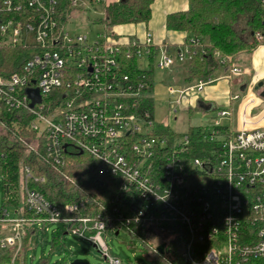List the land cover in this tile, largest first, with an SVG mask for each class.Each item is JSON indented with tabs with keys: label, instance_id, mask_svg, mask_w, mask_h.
<instances>
[{
	"label": "built area",
	"instance_id": "built-area-1",
	"mask_svg": "<svg viewBox=\"0 0 264 264\" xmlns=\"http://www.w3.org/2000/svg\"><path fill=\"white\" fill-rule=\"evenodd\" d=\"M71 7H78V0ZM64 28L58 25L56 0H0V48L20 46L29 51L18 72L0 75V136L12 139L8 128L19 135L32 133V138H17L33 153L43 149L59 167L67 152L89 154L97 173L116 183L113 206L100 204L86 215L79 210L93 209L90 198L53 206L29 188V182L44 179L21 165L24 206L37 217L0 222V248H14L16 255L25 228L47 223L63 224L66 235L93 244L105 264L121 262L108 256L102 234L120 231L155 252L164 245L163 253H156L166 264L264 260V110L250 115L261 105L259 99L254 97L240 115L252 87L242 85L246 94H231L227 108L218 110L228 126L213 119L202 127L208 132L202 141L213 147L202 158L192 157L187 136L170 139L155 134V108L152 113L141 109L144 84L123 75L118 62L124 45L132 47L138 62L147 60L149 49L157 47L156 68L166 71L175 62L166 46H155L150 34L130 42L109 34L89 44L84 36L69 35ZM254 36L262 40L258 33ZM186 53L180 52L177 60ZM221 64L228 66L224 77L228 82L244 74L235 57H225ZM216 81L165 85L167 117L189 108L191 98L197 100L196 94ZM28 90L39 100L29 98ZM235 102L236 110L230 106Z\"/></svg>",
	"mask_w": 264,
	"mask_h": 264
},
{
	"label": "trees",
	"instance_id": "trees-1",
	"mask_svg": "<svg viewBox=\"0 0 264 264\" xmlns=\"http://www.w3.org/2000/svg\"><path fill=\"white\" fill-rule=\"evenodd\" d=\"M72 1L74 0H56L59 27L65 25L75 9L71 7ZM153 1L118 0L111 5H103V18L96 23L103 25L108 31L120 25L146 26L151 17L150 7ZM90 2L93 3L92 0ZM165 28L168 31L185 34V42L181 47L166 45V51L175 59L174 65L165 71L166 85L171 84L175 72L181 73L180 85L184 87L195 84L198 80H216L228 73V66L221 64L225 57H235L242 52L250 54L259 45H264V0H187V8L184 11L167 15ZM257 33L261 35L262 40L255 38L254 35ZM242 34L248 36L242 38ZM132 40L134 39L129 38V42ZM185 50L187 51L185 58L181 61L177 60L179 53ZM132 54L133 49L130 45L120 48L118 62L121 72L132 82L144 84L141 109L152 113L155 108L153 93L159 51L157 47L149 49L147 67L144 69H140L138 60ZM28 57V49L20 46L1 47L0 75L6 76L18 72ZM244 95L245 93L241 92V96ZM193 110L196 109H187L190 114ZM154 128L156 135L170 139L187 136L192 157L202 158L213 147L210 143L202 141V138L208 135L202 127H188L184 134L175 133L160 123H155ZM8 135L12 139L0 136L2 201L0 222L7 218L18 217L29 220L37 217L27 212L24 206L21 165L29 167L34 175L44 179L39 183L29 182V188L42 194L53 206L77 204L84 198H90L94 203L93 209L79 210L81 215H86V212L95 213L100 204L109 208L113 206L116 183L109 176L97 173L89 154L78 155L67 152L62 157L63 167H59L47 158L43 149L38 147L39 149L37 148L33 153L17 138L19 136L32 138L34 136L32 133L22 132L19 135L8 128ZM46 225L49 224L43 223L42 227ZM65 228L63 224H56V228L51 233L50 253L47 257L42 256L38 264H50V254L64 249ZM25 231L21 250L16 255L14 248H0V264H25L28 242L36 230L34 227H28ZM41 232L44 233L43 230ZM141 246L143 253L153 264H166L160 261V257L152 247L146 244ZM65 261L66 259L63 258L61 262L55 264H65ZM258 264H264V260H260Z\"/></svg>",
	"mask_w": 264,
	"mask_h": 264
},
{
	"label": "rangeland",
	"instance_id": "rangeland-1",
	"mask_svg": "<svg viewBox=\"0 0 264 264\" xmlns=\"http://www.w3.org/2000/svg\"><path fill=\"white\" fill-rule=\"evenodd\" d=\"M90 1L91 0H78V7L73 10L64 25V30L69 35L84 36L86 38V42L89 44L102 41L103 37L111 32L104 29L103 25L96 23V21L103 18L102 4H94ZM137 35L141 36V40H144V32L142 28H138ZM239 59L240 56H237L235 61L240 66V62H238ZM138 64L140 69H144L147 67V60L142 58L139 60ZM180 74L181 73L179 72H175L171 78V83H177L180 85ZM165 75V71L156 68L153 97L155 101L154 120L157 123H162L178 134H184L188 127H206L213 119L218 120L221 126H228V120L226 118H220L217 115L218 110L225 109L224 106H221L222 104H220L219 101L213 102L215 110H211L209 112L193 110L190 114L184 107H182L177 110L175 116L173 115L167 117L168 108L166 105L164 88L166 85V82L164 81ZM226 76L227 74L225 76L218 77L216 80L219 81V79ZM239 79L240 80L236 81L233 80L235 81L234 83L243 82L242 80H244L242 76H240ZM217 81L211 83L210 85L214 86ZM232 91L233 95L239 92L236 89V85L235 89L232 88ZM196 95L200 98L201 95L203 96V92ZM254 95L255 96L249 94V96L244 100V103L240 107L241 116L245 114L246 105L255 100L254 97L259 99L261 105L256 110H252L250 115H256L264 110V101L258 97L256 92H254ZM236 105L237 104L235 102L233 105L234 110H236ZM174 117L176 120H174ZM235 120L236 115H233L232 128L235 127ZM23 146L27 148L26 145L23 144ZM1 206L2 201L0 191V207ZM34 228L36 231L29 239L25 264H38L42 256H48L50 253L51 233L56 228V224H49L43 227L38 224L35 225ZM1 230L2 224H0V232ZM41 230H43L44 233H42ZM114 234L111 235L108 232H104L102 234V239L107 247V254L109 257L118 259L121 264H153L150 258L143 253L141 246L142 242L140 240L130 238L125 231H120L116 236ZM49 258L50 264L61 262L63 258L66 259L65 264H70L75 260H87L89 264H105V260L103 259L101 253L93 246V244L73 235H65L64 249H62L61 252L57 250L52 252Z\"/></svg>",
	"mask_w": 264,
	"mask_h": 264
},
{
	"label": "crops",
	"instance_id": "crops-1",
	"mask_svg": "<svg viewBox=\"0 0 264 264\" xmlns=\"http://www.w3.org/2000/svg\"><path fill=\"white\" fill-rule=\"evenodd\" d=\"M118 0H102V6L111 5ZM187 8V0H154L151 7V17L148 25L137 24V25H120L113 27L110 31V34L120 41H123L127 38H136L140 41L141 36L137 35L138 28H142L144 32V38L146 34H150L152 37V42L155 46L160 45H169V46H177L181 47L185 42V34L182 32H173L168 31L165 28V20L167 15L184 11ZM248 35L242 34V38H246ZM240 56L238 62H240V66L244 70V74L242 75L243 82L234 83L228 82L226 79L222 78L217 81V83L212 86H206L203 90V96L195 100L191 98L190 106L191 109L205 111L204 107H211V109H215L213 105L214 101H219L221 106L227 108L228 97L233 94L232 88L239 91L241 93L242 85H249L252 88L249 93L252 96L254 95L253 87L258 83L264 81V45H259L256 47L250 54L245 52L239 53L235 55V58ZM170 85L179 86L177 83H171ZM165 88V86H164ZM224 89V90H223ZM202 93V92H201ZM237 94V93H236ZM165 96L167 97V93L165 91ZM167 101V99H166ZM167 105V103H166ZM230 106H233L231 103ZM188 108H186L187 110Z\"/></svg>",
	"mask_w": 264,
	"mask_h": 264
},
{
	"label": "water",
	"instance_id": "water-1",
	"mask_svg": "<svg viewBox=\"0 0 264 264\" xmlns=\"http://www.w3.org/2000/svg\"><path fill=\"white\" fill-rule=\"evenodd\" d=\"M244 88L242 87L241 91L243 92ZM253 91L257 93L258 97L262 100H264V81L262 82H258L254 87H253ZM29 98L33 99L34 101H38L39 98L37 96V93L35 91L32 90H28L27 92ZM203 109L205 110V112H209L211 111V107H204L202 106ZM82 153L80 152L78 155H81ZM117 235V233L115 234ZM163 249H164V245H160L158 247H156V252H158L159 254L163 253ZM70 264H89L87 260H75L72 261Z\"/></svg>",
	"mask_w": 264,
	"mask_h": 264
}]
</instances>
